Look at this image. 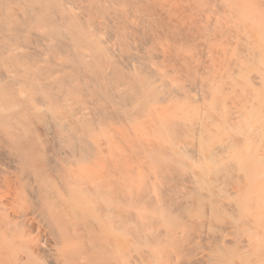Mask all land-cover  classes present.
I'll return each instance as SVG.
<instances>
[{
	"label": "bare ground",
	"instance_id": "bare-ground-1",
	"mask_svg": "<svg viewBox=\"0 0 264 264\" xmlns=\"http://www.w3.org/2000/svg\"><path fill=\"white\" fill-rule=\"evenodd\" d=\"M188 1L0 0V264H264V20L253 41L236 28L264 0H210L202 29ZM38 27L71 58L72 77L34 70L56 52H29L37 41L23 33ZM199 29L208 58L167 45ZM110 40L123 54L130 41L154 52L124 68ZM100 65L110 96L73 109L81 69ZM28 110L66 133L68 151L30 149L44 125Z\"/></svg>",
	"mask_w": 264,
	"mask_h": 264
},
{
	"label": "rangeland",
	"instance_id": "rangeland-1",
	"mask_svg": "<svg viewBox=\"0 0 264 264\" xmlns=\"http://www.w3.org/2000/svg\"><path fill=\"white\" fill-rule=\"evenodd\" d=\"M191 1V0H190ZM194 2H195V4H194ZM263 2V4H264V1H262ZM192 4H194V5H192ZM188 6L187 7V9H186V14H187V16L189 17V18H191L192 20L194 19V21L195 20H197V19H199V21H198V25H196V26H199L200 28L201 27H204L203 26V24L205 25V23H203L206 19L208 20L209 18H212V16L214 17L216 14H215V12L213 11V9L211 8V6L213 7V5H212V3H210V0H192L191 1V3H189V1L188 2H186V3H183V6L185 7V6ZM209 6V7H208ZM189 7L191 8L192 7V9H190L189 10ZM195 7H197V8H199V9H197V8H195ZM186 8V7H185ZM209 8V9H208ZM208 9V10H207ZM212 9V10H211ZM202 10H203V12H202ZM264 10V7H262V8H258V10L257 11H252V13H251V15H250V17L249 18H247V20L245 21V24L247 25V26H245V24L243 23V25L245 26V28L244 27H242V26H240V27H236L237 28V32L239 33V34H241V35H244V34H246L248 37H249V39L251 40V41H253V39H255V36H256V38L258 37L259 38V36H260V31L259 30H257L258 29V26H259V23H260V21H262V20H260L261 18L264 20V13L262 12ZM189 11V12H188ZM200 11V12H199ZM11 14V16H14L12 13H10ZM205 16V17H204ZM208 16V18H206ZM254 16V17H253ZM13 18V17H12ZM15 18V17H14ZM250 18H251V20H250ZM258 18V19H257ZM16 19V18H15ZM206 20V21H207ZM132 21H134L135 22V20H132ZM203 21V22H202ZM14 22V21H13ZM13 22H11V24L9 25L10 27H11V25L12 26H14V23ZM196 22V21H195ZM194 22V25L196 24ZM200 22H201V24H200ZM255 23V24H254ZM260 24H262V22L260 23ZM249 25H251V26H249ZM195 26V27H196ZM224 26V25H223ZM252 26H254V27H252ZM9 27V28H10ZM248 27V28H247ZM13 28V27H12ZM39 28H40V30H39ZM56 29H57V27H55ZM243 28H244V30H245V32L243 31ZM254 28V29H253ZM43 29H45V30H43ZM59 29V28H58ZM202 29V28H201ZM242 29V30H241ZM249 29H251V32H250V30ZM38 30V31H37ZM41 30H42V32H41ZM162 29H158V31H161ZM36 31V32H35ZM50 31V28L49 27H44V28H41V27H38V28H36V29H33V30H31L30 31V33H23L25 36H28L31 40H32V42H35V41H37L36 43H31L30 45H29V52H33L34 50H36V51H38V52H40V51H46L47 49H51V50H53L55 53H49V55L48 54H45V56H47L48 58H46L45 59V57H44V55H42L43 57H44V59L41 57H36V59L37 60H40V62L39 63H37L35 66H36V68H35V66L34 67H30L31 69H34V70H37V68H44L45 67V69L46 70H48L49 69V71H53V70H56V72L54 73V74H52V75H50V74H48V79L49 78H51V79H49L51 82L52 81H54V80H56V79H59V78H64V77H72L71 76V74H74V72H73V70H72V68H70L69 69V67H63V66H66V64L67 63H70V61H71V58L70 57H68L67 55H65L63 52H62V50H59L58 51V49H57V46H54V43H55V41H52L51 39H50V37H49V35H48V32ZM197 31H198V33L200 34L199 35V39H198V33H197ZM200 29L199 30H194V31H192L191 32V34L193 35V39L196 41V42H193L194 40L192 39V41L190 42V44H186V45H182V47L181 46H177V45H173V44H167L166 42H165V40L163 39V41H162V39H160V40H158L157 42H156V44L157 45H155L156 47V49L155 50H157L156 52L157 53H159L162 49L164 50V51H168V47H167V45H170L172 48H176V50L178 49V53H183V55H185V56H192V55H195V56H197V57H194V56H192V58H194V60L196 61V62H198L199 61V59L198 58H204V55H205V53H204V51H205V47H203V46H205L204 44H206V40H205V38H203V37H201V35H203V32L205 33V31H203L202 32V30L200 31ZM32 32V33H31ZM43 32L44 33H46L45 35L43 34ZM8 33H9V35H8ZM16 32L14 31V30H12V29H10V30H8L7 32H5L4 34L5 35H7L10 39H11V37L12 38H14L15 36H14V34H15ZM36 33V34H35ZM41 33H42V35H41ZM257 33V34H256ZM32 36H31V35ZM41 35V37L40 36H38L37 37V35ZM253 34V35H252ZM10 35H12V36H10ZM46 36H48V38L46 37ZM254 36V37H253ZM253 37V38H252ZM35 38H36V40H35ZM38 38V39H37ZM40 38V39H39ZM42 38V39H41ZM45 40H44V39ZM105 38V37H104ZM44 40V41H43ZM113 41V42H112ZM200 41H201V43H200ZM9 43H12V42H10V41H8ZM204 42V43H203ZM50 43V44H49ZM130 43H131V45H132V49L131 50H125L124 51V53L125 54H123V51H121V49H120V47L117 45V43H115V41L114 40H110V42L109 41H107V43H105V46L106 47H108L109 48V52H110V56H111V58H114V59H116L120 64H121V66H123V65H125V67L124 68H126L127 66H131V64L134 62L133 60H132V56H134V55H140V56H147V54L149 53V52H151L152 50H151V48H152V46L151 45H147V47L146 46H139L140 44L139 43H136V42H131L130 41ZM167 45H166V44ZM194 43V44H193ZM46 44H49L50 45V47H48ZM108 44V45H107ZM164 45L166 46V47H164ZM188 45V46H187ZM192 45V46H191ZM194 45V46H193ZM203 45V46H202ZM189 46H191L193 49H191V47L189 48ZM113 47V48H112ZM137 47V48H136ZM166 48V49H165ZM120 49V50H119ZM134 49V50H133ZM202 49V50H201ZM20 51H22L23 49H19ZM18 50V51H19ZM193 50V51H192ZM204 50V51H203ZM87 51V50H86ZM85 51V52H86ZM117 51V52H116ZM182 51V52H181ZM196 52V54H194L195 52ZM198 51V52H197ZM142 52V53H141ZM152 52H154V51H152ZM201 52V53H200ZM185 53V54H184ZM202 53L204 54V55H202ZM88 54V53H87ZM144 54V55H143ZM58 55V56H57ZM60 55H61V58H59L60 57ZM62 55H63V57H62ZM50 57H52V58H50ZM58 57V58H57ZM207 57V55H205V58ZM50 58V59H49ZM67 58H69V59H67ZM208 58V57H207ZM49 61H48V60ZM67 59V60H66ZM87 58H84V61L85 62H89L90 61V58H88V60H86ZM129 60H130V62H129ZM55 61V62H54ZM65 61V62H64ZM133 61V62H132ZM51 63V64H50ZM66 63V64H65ZM125 63V64H124ZM60 64H61V66H60ZM129 64V65H128ZM29 66H31V64L30 65H26L24 68H26V67H29ZM42 66V67H41ZM49 66V67H48ZM103 66V67H102ZM100 69H97L98 71H97V73H95V74H92L90 71H91V69H90V67H84V68H82L81 69V71H82V78L80 79V84H79V88H80V95L78 96L79 98V103L76 105V106H72V108L74 109V108H85V110H84V112H92V110H94L95 108H94V106H96V104H98V103H96V104H94L95 103V100H97V99H99V98H102V99H104V98H108L109 96H110V94L109 93H107L108 91H107V86H108V81H107V79H104L103 77H102V75H104V72H102V70L104 71L105 70V66L104 65H100ZM65 68V69H64ZM67 68V69H66ZM60 69V70H59ZM69 69V70H68ZM100 70V71H99ZM107 70V69H106ZM102 72V73H101ZM11 73H9L8 75L10 76V77H13V76H16V73H12V75H10ZM15 74V75H14ZM21 74V73H20ZM19 74V75H20ZM87 74V75H86ZM89 74H91V77L90 76H88ZM61 75V76H60ZM100 75H101V77H100ZM173 75V74H172ZM94 76V77H93ZM86 77V78H85ZM93 77V78H92ZM90 78V79H89ZM89 79V80H88ZM93 79H94V81H93ZM81 81H83L82 83H81ZM106 82V83H105ZM100 84V85H99ZM105 85H107V86H105ZM83 86V87H82ZM89 86V87H88ZM98 87V89H97V87ZM82 87V88H81ZM91 87V88H90ZM101 87V88H100ZM106 89H105V88ZM58 89L59 90H61V89H64V87H62V86H60V87H58ZM86 89V90H85ZM99 89H101V90H99ZM97 90V91H96ZM94 92H97L96 94L94 93ZM99 92V93H98ZM84 93V94H83ZM99 94V95H98ZM82 95V96H81ZM93 98V99H92ZM82 100H84V101H82ZM102 102V103H101ZM101 102H99V104H98V107H100L101 105H104L105 104V102L104 101H101ZM91 104V106H93L92 108H91V106H90V104ZM83 104V105H82ZM89 109V110H88ZM29 111V110H28ZM96 111H97V109H96ZM33 113V114H32ZM29 114H30V117L29 118H32L33 119V117H35L33 120L34 121H36L35 119L36 118H38L39 119V117H40V121L39 120H37L38 122H39V124L42 126V125H44V126H42V128H43V131H42V136L39 138V139H37V140H34V141H32L33 142V144H32V146L30 145V149L31 148H34L35 150H36V153H43V154H48V155H50V154H52V153H54V154H57V152L59 151V148H60V146H61V144H62V142L60 143V141H59V143H58V140H60V138H62L61 136H65L66 135V133H63V132H61V130H60V128L59 127H55L53 124H52V122L50 121V120H48L47 119V117H45L43 114H40V113H38V114H35L33 111H29ZM46 120V121H45ZM47 121H50L49 122V124L47 125V124H44V123H46ZM196 124L197 125H195L194 127H196L195 129H197L198 127H199V124H198V122H196ZM52 125V126H51ZM48 130V131H47ZM45 135V136H44ZM44 136V137H43ZM57 138V139H56ZM39 141H40V143H39ZM43 141H44V143H43ZM48 141V142H47ZM55 141L57 142V144L59 145H57V144H55ZM120 140H117V139H115V140H113V142L111 143V145L114 147V149H113V147H112V150H114L113 152L114 153H116V154H120V153H122V155H125V156H127V159L129 160L130 159V152H129V150H127L128 148H124V143L123 142H121ZM114 143V144H113ZM195 143V144H194ZM55 144V145H54ZM193 144L195 145V148H196V146H197V137H195V141L193 142ZM115 145H116V147H115ZM54 146H55V148H54ZM48 148H49V150H48ZM65 149V150H64ZM103 149H105V147H103ZM55 150V151H54ZM58 150V151H57ZM60 150H61V148H60ZM68 151V149L67 148H63V150H61L60 152H65V151ZM123 150V151H122ZM47 151V152H46ZM51 151H52V153H51ZM60 152L58 153V154H60ZM125 153V154H124ZM135 165H137V162H135L134 164H133V166H135ZM195 171V170H194ZM189 173V172H188ZM190 174V173H189ZM188 174V176L187 175H184L185 177H187V179H188V177L191 175H189ZM175 175V174H174ZM191 177V176H190ZM189 177V178H190ZM191 179H192V177H191ZM189 180V182H188V184H190L189 185V189H188V184H187V182L185 181V183H184V185H186V186H184L183 185V183H180L181 185L180 186H178V190L181 192V193H179L178 195L179 196H182V193L184 192V194L187 192V190H190V188H191V186L193 185V183H192V181L193 180ZM187 180V181H188ZM191 181V182H190ZM175 182H178V181H176V179H174V181L172 182V184L174 183L175 184ZM184 187L183 189H185V190H183L182 189V187ZM181 187V188H180ZM186 187V188H185ZM193 187V186H192ZM187 189V190H186Z\"/></svg>",
	"mask_w": 264,
	"mask_h": 264
}]
</instances>
